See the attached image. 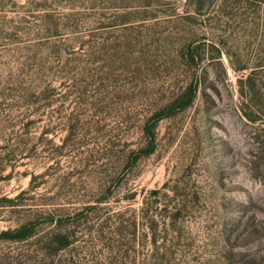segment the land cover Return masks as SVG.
Returning a JSON list of instances; mask_svg holds the SVG:
<instances>
[{
    "label": "rangeland",
    "instance_id": "rangeland-1",
    "mask_svg": "<svg viewBox=\"0 0 264 264\" xmlns=\"http://www.w3.org/2000/svg\"><path fill=\"white\" fill-rule=\"evenodd\" d=\"M0 264H264V0H0Z\"/></svg>",
    "mask_w": 264,
    "mask_h": 264
},
{
    "label": "trees",
    "instance_id": "trees-1",
    "mask_svg": "<svg viewBox=\"0 0 264 264\" xmlns=\"http://www.w3.org/2000/svg\"><path fill=\"white\" fill-rule=\"evenodd\" d=\"M189 58L191 59L192 62H194V60H195L194 55H190ZM248 79H250L249 81H250L251 90L253 88V91H252L253 96L251 97V100L253 102H255L256 99L259 100L261 98V96L263 97V94H261V93L259 94V90H258V92H257V90H255L257 85H258L256 80H253V78H250V77ZM194 94H195V91H191V90H189L188 92L181 93L180 95L177 96L176 99H174L171 102V104L160 109L158 111V113L155 114L156 115L155 120L158 122L160 119L174 115L177 112V109L186 108L189 104H191V101L193 100ZM243 94H245V93H243ZM248 96H250V94H248ZM148 131H149V133L152 132L151 126L148 128ZM151 151H149L148 153H151ZM19 238H23V236L20 235Z\"/></svg>",
    "mask_w": 264,
    "mask_h": 264
},
{
    "label": "water",
    "instance_id": "water-1",
    "mask_svg": "<svg viewBox=\"0 0 264 264\" xmlns=\"http://www.w3.org/2000/svg\"><path fill=\"white\" fill-rule=\"evenodd\" d=\"M135 195H136V193H133V194H131L129 197H133V196H135ZM129 197H128V198H129Z\"/></svg>",
    "mask_w": 264,
    "mask_h": 264
}]
</instances>
